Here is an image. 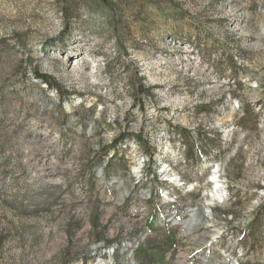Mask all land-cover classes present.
Masks as SVG:
<instances>
[{"label":"rangeland","instance_id":"1","mask_svg":"<svg viewBox=\"0 0 264 264\" xmlns=\"http://www.w3.org/2000/svg\"><path fill=\"white\" fill-rule=\"evenodd\" d=\"M0 264H264V0H0Z\"/></svg>","mask_w":264,"mask_h":264},{"label":"trees","instance_id":"2","mask_svg":"<svg viewBox=\"0 0 264 264\" xmlns=\"http://www.w3.org/2000/svg\"><path fill=\"white\" fill-rule=\"evenodd\" d=\"M37 79L40 80L43 84H45L49 89H52L59 94L62 93V91H63L62 87L60 85H58L53 78H51L47 75H40L39 74V75H37ZM138 91L142 95H149L151 93V90L147 89L141 83L138 85ZM238 125L243 130L246 128L242 120L239 122ZM123 141H124V137H120L119 139H117L115 141V143L118 145V144L122 143ZM185 150H186V152H185L184 157H185V160H187V162L192 163V162H198L199 161L198 157L196 155H194L193 150H191L189 148L186 149V147H185ZM149 157L152 159L151 153H149ZM156 178L158 179V177H156Z\"/></svg>","mask_w":264,"mask_h":264}]
</instances>
